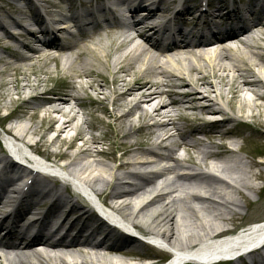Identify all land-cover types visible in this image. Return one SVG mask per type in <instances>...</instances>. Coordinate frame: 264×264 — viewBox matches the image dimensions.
I'll use <instances>...</instances> for the list:
<instances>
[{
    "label": "bare ground",
    "instance_id": "obj_1",
    "mask_svg": "<svg viewBox=\"0 0 264 264\" xmlns=\"http://www.w3.org/2000/svg\"><path fill=\"white\" fill-rule=\"evenodd\" d=\"M85 1L100 15L104 12L101 3L105 0ZM176 1L144 4L146 0H117L112 8L129 9L123 15L125 22L110 23L101 30L98 25L90 26L88 34L81 29L68 32L71 45L60 43L55 33L48 36L49 32H41L42 51L18 42L7 23L0 22V78H6L0 82V91L6 86V97L18 96L13 107L28 119L19 131L5 129L10 136H4L9 149L44 169V163L33 154L40 156L43 148L48 152L58 147V152L45 151L43 158L54 164L65 161L62 168L67 181L90 200L97 198L106 205L113 212L107 214L122 230L133 227L143 240L166 247L174 252V262L182 263L222 257L264 237V221L239 233L221 235L241 212L264 207V184L255 185L264 180V0L259 5L251 0L244 8L228 12H224L226 6H220L210 13L201 12L202 2L213 5L218 0H187L195 4L165 20ZM142 8L146 18L137 25L135 17ZM85 14L89 17L88 11ZM10 20L14 28L23 29L18 21ZM227 20L238 25L232 37L237 46L220 43L214 49L208 41L195 42L188 37L181 46L175 43L162 50L157 39L149 40L139 33L130 39L125 32L142 26L164 35L174 23H190L202 29ZM72 21L76 23L69 19ZM101 31L109 37L120 35V43H99L96 48L93 38ZM20 35L28 42L37 38L32 31ZM136 40L141 43L136 44ZM125 46L127 50L121 51ZM20 50L33 55L27 57ZM48 62L64 75L59 84L43 89L45 82L34 64ZM31 76L35 77L33 82ZM26 89L31 91L28 100L22 97ZM176 108L184 113L183 127L178 122L182 119L174 114ZM219 116L223 121L208 120ZM99 125L109 129V144L92 135ZM36 135L40 140L32 143L30 138ZM51 135L55 136L48 138ZM198 135L208 143L197 139ZM181 150L185 158L179 156ZM209 161L217 165L222 176L202 169ZM3 163L2 176L15 179L6 181L0 206L14 203L9 197L12 193L24 208H31L29 215L40 208L45 210L39 213L41 218L24 226L16 223L21 210L0 219V232L7 224L10 229L0 240V250H4L0 264H138L161 255L153 248L144 251L136 236L128 233L119 239L122 249L105 243L103 233L91 235L98 237L97 244L81 237L52 244L40 235L42 231L49 233L57 226L55 232L50 231L51 238L70 217V229L81 220L82 229H87L89 212L81 214L79 196L74 197L66 184L34 175L8 161L7 156L0 157V165ZM24 178L31 180L18 190ZM252 195L259 200L253 202ZM31 224L39 229V235L28 234Z\"/></svg>",
    "mask_w": 264,
    "mask_h": 264
},
{
    "label": "rangeland",
    "instance_id": "obj_2",
    "mask_svg": "<svg viewBox=\"0 0 264 264\" xmlns=\"http://www.w3.org/2000/svg\"><path fill=\"white\" fill-rule=\"evenodd\" d=\"M12 5L11 3V0H0V21H3L6 23V19L8 16H12L14 18H19L20 15L18 14H15L13 12V7L14 6H11ZM24 5V4H23ZM104 39V41H103ZM103 41V44H105V42H108L110 41L109 39L105 38V37H102L101 39ZM97 41V40H96ZM99 42V41H98ZM97 48V47H96ZM116 48V46L114 47ZM99 52V50H98ZM101 52V51H100ZM99 52V53H100ZM88 58H90V55H88ZM34 69L39 71V77L41 80H44V84H43V89L44 88H50L52 86H54L55 84H59V79L61 78V76L64 75V71H56L55 70V64L53 62H48L46 65H43V64H34ZM2 80H5L6 81V78H0V82ZM35 80V77L34 76H31L30 77V81L33 82ZM31 91L29 89H26L23 93H22V97H26ZM0 96H1V99H0V116L1 117H4L8 112H10V110L12 109L13 107V103L18 99V96L16 95H11L10 97H6V86L4 88L1 89L0 91ZM7 106V108H6ZM33 114V112L31 113ZM88 118L89 121H91V117L90 116H86ZM26 122L28 119H25ZM81 120L78 121V123L82 124L80 122ZM184 121L183 120H180L179 121V125L181 127H183ZM3 127V126H2ZM5 128V127H3ZM2 128V129H3ZM82 128L83 130H85V126L82 125ZM108 128L106 127V125H99L95 130L92 131V135L93 136H96V137H99L101 139H104L106 141V143H110V133L108 132ZM74 132L70 133L71 135H73ZM69 134V135H70ZM0 135L2 136V131L0 130ZM55 135H51L49 136L48 138H53ZM85 136L86 138L88 139L90 136L88 135V133H85ZM32 139V142H37L38 140H40V136L39 135H36V136H33L31 137ZM148 139V138H147ZM197 139L199 140H203V142H207L206 138L205 137H198ZM46 150L43 148V152L42 154H44ZM57 151L56 148H50L48 149V152L47 153H52V152H55ZM192 155H196L194 153V151H191ZM52 155V154H51ZM241 155H245L243 152H241ZM0 156H3V153H0ZM179 156L185 158L186 157V153H184L182 150L180 151L179 153ZM190 167H192L190 165ZM264 171V168L262 169ZM255 185H258V186H262V183L260 182H255ZM264 196V194H263ZM263 199V197H261ZM253 202L255 201H258L259 200V197L255 196V195H252V199H251ZM260 221H264V207L261 208V209H253V208H248L246 209L245 211L241 212V215L237 217V220L232 224V223H229L226 225V227L228 228H232V229H235V227H246L254 222H260Z\"/></svg>",
    "mask_w": 264,
    "mask_h": 264
}]
</instances>
